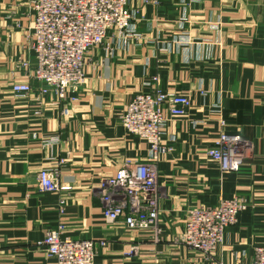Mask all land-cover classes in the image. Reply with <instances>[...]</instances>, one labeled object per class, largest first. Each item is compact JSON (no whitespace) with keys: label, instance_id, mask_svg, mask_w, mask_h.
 <instances>
[{"label":"crops","instance_id":"obj_1","mask_svg":"<svg viewBox=\"0 0 264 264\" xmlns=\"http://www.w3.org/2000/svg\"><path fill=\"white\" fill-rule=\"evenodd\" d=\"M128 6L141 39L124 46L111 35L92 48L86 82L65 115L66 104L40 95L30 77L32 0H0V264H57L40 243L60 224L64 237L97 244L95 264H253L254 248L264 244V0H129ZM18 84L34 92L16 96ZM157 89L191 101L186 116L163 108V142L173 152L159 164V242L123 219L108 224L100 193L102 181L127 162L147 161L149 144L129 134L121 118L136 96ZM222 133L254 144L238 173H223L206 153ZM62 159L67 164L59 167ZM51 168L68 191L41 190L39 174ZM224 199L245 209L207 260L182 241L186 212ZM132 246L139 253L127 257Z\"/></svg>","mask_w":264,"mask_h":264},{"label":"built area","instance_id":"obj_2","mask_svg":"<svg viewBox=\"0 0 264 264\" xmlns=\"http://www.w3.org/2000/svg\"><path fill=\"white\" fill-rule=\"evenodd\" d=\"M128 5L129 0H32L31 49L36 67L30 77L40 83V95L54 94L59 102L66 104L65 115L70 113L69 106L78 100L72 96L73 92L86 82L84 67L88 52L103 45L111 35L120 38L124 46L131 40L141 39L135 23L137 14ZM21 67L29 70V63ZM12 92L26 97L34 89L30 84H18ZM190 107L187 97L158 89L136 96L127 106L121 125L129 134L149 144V155L145 162H127L116 176L102 181L101 201L105 204L108 224L123 219L129 229L150 230L155 242L161 240L159 164L173 152L172 146L163 142L167 123L163 108L172 116H186ZM34 112L43 114L41 108ZM253 150L252 141L222 133L216 146L206 153L223 173H238ZM66 164L62 159L58 166ZM58 175V168L42 170L41 190L68 191L58 184ZM244 209L243 202L224 199L215 207L187 211L182 241L191 252L200 253L207 260L214 259L225 242L227 229L238 223ZM61 212H64V202H61ZM64 231V225L60 224L40 243L47 255L56 259L57 264H95L97 244L92 240L64 237ZM138 251V246H132L126 256L136 257ZM253 264H264V244L254 248Z\"/></svg>","mask_w":264,"mask_h":264}]
</instances>
